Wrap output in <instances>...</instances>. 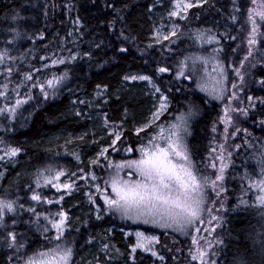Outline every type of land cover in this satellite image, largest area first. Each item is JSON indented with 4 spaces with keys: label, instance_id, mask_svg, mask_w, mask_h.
I'll return each mask as SVG.
<instances>
[{
    "label": "trees",
    "instance_id": "trees-1",
    "mask_svg": "<svg viewBox=\"0 0 264 264\" xmlns=\"http://www.w3.org/2000/svg\"><path fill=\"white\" fill-rule=\"evenodd\" d=\"M235 2L208 0L205 5L190 10L188 19L179 22L175 36L162 43H153V15L169 8L172 0H0V50L8 49L7 55L0 58V108L7 105L15 107L17 99L21 100L15 119H12L11 112H0V139L23 149L16 157L0 159V196L18 201L23 206L17 213L9 211L6 216L7 232L17 231L20 241H27L25 249L19 251V257L25 252L31 255V251L55 246V229L50 227L51 222L46 217H37L32 213L30 209L35 208L38 213L47 212L54 216L62 210L69 212L70 227L64 235L69 237L74 248L75 264H96L97 261L100 264H131L130 247L134 239L127 238L123 230L135 227L158 232L159 250L164 255V261L159 262L150 255L137 252L133 260L136 264H201L199 260L192 259L189 249H195L196 240H199L201 248H206L217 234L225 241L219 246V256L213 257L218 264H240L242 259L259 264L264 232L261 228L264 223L261 206L249 203L237 207V204L242 199L251 201L257 195V190L248 180L255 181L260 175L258 157L264 154V106L258 107L257 117L252 120L261 122V129L259 127L255 134L262 144H257L255 150L247 149L239 153L227 173L226 202L229 209L224 214L220 230L207 231L208 241L203 236L209 227L206 228L207 222L205 226L200 225L199 233L194 229L186 233L175 228L124 223L114 215L115 210L107 212V205L97 192L96 203H101L103 217L98 218L95 206L87 197L93 181L84 178L85 173L95 171L103 186L112 168L108 157L98 155L111 143L103 114H107L113 125L124 121L122 126H118L125 134L115 149H108L109 156L116 161L130 160L140 156L139 145L146 144V137L151 139L157 124L168 125V122L179 119L181 112L190 110L188 106L193 101L198 108L190 118L192 158L204 175L215 174L211 162L217 160L215 147L219 141L213 128L220 119L221 103L202 93L197 83L188 77L200 57H205L204 60L208 61L219 60L230 79L234 80L236 68H239L247 50V45L244 46L248 38L246 15L254 5L253 0H240L235 13L239 19L232 20V4ZM17 11L20 12V19L14 20L12 17ZM73 20L83 22L80 26L76 25L78 30L75 27V41L70 38ZM113 20L116 21L115 27ZM241 24L244 26L241 27ZM13 28H19L21 32L15 39ZM119 29L127 34V40L121 36ZM197 29L205 32L203 43L196 36ZM211 36H218L219 40H209L207 37ZM260 39L258 49L264 48V36ZM124 48L128 51H123ZM73 56V61L58 66L49 65L54 59ZM185 57L189 58L188 68L182 69ZM256 59L258 70L254 72L253 79L260 85L259 77L264 75V64L260 61L264 59V53L258 51ZM160 67H170L172 71L162 73ZM250 67L249 57L246 69L250 70ZM8 69L12 71L9 73ZM181 70L185 74L177 75ZM66 71L68 77L56 86L53 96L46 81L52 76H63ZM132 72L153 76L170 101L168 116H163L141 133L133 129L146 122L151 107L142 85L129 91L123 89L124 78ZM28 73H31L30 78ZM197 75L201 76L202 70ZM40 83H45V90L49 91L47 97L43 95L44 90L38 87ZM102 84L108 85L106 101H96L95 94ZM262 89L264 86L260 85L253 95L264 97ZM25 97L28 99L25 100ZM127 144L132 145V152L124 151ZM253 145L254 142L250 144L251 147ZM5 151L4 145L0 144V156ZM93 159L100 162L92 164ZM48 166L66 169L59 182H66L70 177L80 186L79 189L74 188L71 192L60 189L55 180L50 183L41 180L37 186V177L41 175L38 170ZM247 173H252L251 177ZM48 175L54 173L49 171ZM34 191L51 199L52 203L35 201L32 197ZM59 195L64 196L63 202L59 200ZM13 219L17 222L15 226L11 224ZM3 235L5 229L0 228V237ZM105 244L108 249L104 248ZM216 249L214 247L211 251ZM12 254V248L0 241V264H4ZM19 257H16L17 261ZM108 257L112 259L110 262Z\"/></svg>",
    "mask_w": 264,
    "mask_h": 264
},
{
    "label": "snow or ice",
    "instance_id": "snow-or-ice-1",
    "mask_svg": "<svg viewBox=\"0 0 264 264\" xmlns=\"http://www.w3.org/2000/svg\"><path fill=\"white\" fill-rule=\"evenodd\" d=\"M208 0H172L171 10L167 12L169 19L172 17L183 16L185 20L188 19V13L191 9L196 6L205 5ZM240 0H236L232 4L233 15L232 20H238L239 17L235 15L238 10ZM153 8L156 7L155 4L152 5ZM120 11V9H117ZM14 20L20 19V12L17 11L12 17ZM78 19V18H77ZM247 22L251 25V30L248 32L247 44L249 46V51L244 56V59L240 63V67L236 68L237 75L239 77V84L243 85L245 83V73L243 71L244 62L247 61L248 57L252 56L253 51H259L264 53V48L257 49L256 46L261 43V36H264V0H260L258 5H254L246 15ZM80 23H83L80 21ZM116 21H112L113 27H115ZM244 25L241 24V27ZM161 28L163 25L160 26ZM178 25H171V35H176ZM16 37L21 35L19 28H13ZM121 36L127 40L129 37L124 32L123 29H119ZM196 36L200 38L201 43L205 38V32L202 30H195ZM156 37L163 35L164 39H168L167 33H162L159 28L154 30L153 33ZM43 35V33H41ZM134 38V37H133ZM209 40H219L218 36L207 37ZM157 41H153L156 43ZM123 51H128L124 48ZM8 49L5 48L0 50V58L7 55ZM85 55H91V53H85ZM10 58V57H9ZM75 59V56L72 57ZM188 57H185V62L181 65L182 69L188 68ZM200 59H206L205 57H200ZM53 64L61 63L60 60H52ZM219 65L221 62L216 61ZM264 64V59L260 61ZM235 68L236 66L233 65ZM255 67V65H251ZM9 73L12 69H8ZM159 71L162 73L170 72L172 69L170 67H160ZM220 76L216 77L211 83L204 82L199 85L205 91H211V94L215 97L224 99L225 88L227 87L228 76L225 72L223 66L219 68ZM185 73L183 70L178 71L177 75L183 76ZM29 78L31 73L27 74ZM69 73L66 71L63 76H52L51 79L46 81L47 85L51 86V94L54 96L56 94L55 88L60 85L67 77ZM126 80H143L152 82V87L155 91H161L159 85L156 84L153 76L151 75H127ZM189 80L192 79L191 76L188 77ZM259 84L264 86V75H260ZM7 88V85H4ZM19 87V85H18ZM38 87L44 90L43 95L47 97L49 91L45 90V83H40ZM100 89H107V84L99 85ZM233 89L237 88L236 84L232 85ZM264 90V89H262ZM240 92H244V88H239ZM103 93L98 91L97 95H102ZM6 95V93H5ZM232 98H235V92H233ZM25 100L28 97L24 98ZM251 100H261L264 101V97H249ZM168 95L166 92L163 93V100H161L160 105L151 114V118L144 122L143 124L136 125L134 131L136 133H141L145 129L150 128L152 124L156 123V120L164 111L167 110V104L169 103ZM21 104V100L17 99L15 107L12 105H7L6 108H0V112H11L12 119L16 118V108ZM255 103L251 107H255ZM189 111L181 112L179 114V119L174 120L167 128L157 124V130L151 133V139L146 137V144H140V156L135 159L130 160H120L116 161L111 159L108 153L109 148L115 149L116 143L121 140L124 136V130L120 127H113V121L108 119L107 114H103V120L108 128L113 133V142L104 147L98 154L100 157H108L112 168L109 172L108 179L103 181V186L99 181L95 171L91 173H85V179H91L92 181H97L94 183L93 187L103 197V202L107 205V212L118 211L122 218L128 217L135 220H143L145 223L157 224L164 228H176L177 231H182L190 233L193 229L196 233L201 231V228L196 227L197 224H203L207 222L209 224L208 229L205 231L215 232L216 227L219 225L213 224L212 221H223L222 216L211 215V210L207 207L208 204H212L213 208L219 202V193H224L227 189L223 186V182L226 179V169L229 168V164L223 163L225 157L220 156L221 163L217 166L216 162H211L212 169H217L218 174L213 176L204 175L197 165V162L192 158V151L187 142V137L191 133L190 118L196 114L198 106L195 101L188 106ZM127 112V109L125 110ZM243 112L245 115L248 114V108H230L228 105L224 106V116L221 117L224 120L225 125H231L233 122V115L231 113ZM118 125H123L124 121L121 120L116 122ZM226 137L228 128L224 129ZM238 131V130H237ZM248 130L245 129V132ZM0 144L4 145L6 151L4 152L2 158L16 157L19 153L23 151L22 148L8 144L6 141L0 139ZM222 147V146H221ZM235 147L239 148L240 145L237 144ZM118 150V149H117ZM227 151L226 149H222ZM124 151L132 152L133 148L131 144H127ZM231 155V153H228ZM79 159V157H77ZM261 168L259 178L255 181L251 179L248 183L257 190V195L255 199L251 201L249 199H242L238 202L237 207L241 205H247L249 203L259 204L261 206V218L264 220V154H260L258 157ZM100 161L98 159H93L92 164H97ZM125 169H133L139 174V179L132 178V171L125 173ZM207 169H205L206 171ZM40 171L41 175L37 177V186L43 180L45 183H50L51 181H57V187L60 189H68L71 192L74 188L79 189V185H76L69 177L66 182L60 183V177L65 176L66 169L54 168L52 166L45 167ZM49 171L53 172L54 175H48ZM80 171H83L80 169ZM74 175V173H73ZM251 177L252 173H247ZM127 176V178H125ZM110 186V187H109ZM210 191H215L217 193V199L213 200L210 196ZM32 197L35 201H47L48 204L52 203L51 199L42 196L40 192H32ZM87 197L90 203L95 205L96 216L100 219L101 217V203H96L98 199L97 195L89 189ZM227 197H225L226 201ZM59 200L63 202L64 196L59 195ZM23 206L19 205L18 201H13L5 197L0 196V228L5 229V235L0 237V241L7 245V247L12 248L13 254L7 258L4 264H75L73 259L75 253L74 248L71 246L69 237L65 236V231L70 227L69 225V212L62 210L59 213L52 215L50 213H38L35 208H31L33 214L37 217L44 216L51 223L50 227L55 229L56 241H54V247L43 248L42 250L31 251V255L25 252V255L19 257V251L25 249L27 241L21 242L19 234L17 231L7 232L8 222L6 216L8 212L17 213L19 209ZM219 207L224 209L227 207L225 202H219ZM209 212L211 215V220L205 221L204 214ZM16 220L13 219L11 224L16 225ZM261 228L264 229V223L261 224ZM136 241L131 244L132 249V259L135 260V251L137 249H143L146 252H153L154 245L159 242L160 237L157 235H149L143 231H136L135 233ZM94 239V237H92ZM217 249L212 252L213 244L209 242L206 248L200 247L199 240H196V247L189 251L192 253L193 260H199L201 264H218L217 259H213L214 256L218 257L220 254V245L224 244V239L220 235L215 236ZM107 249L108 245H103ZM29 250L30 246H29ZM155 255L160 256L159 251L155 252ZM16 257H19L17 261ZM96 264H100L99 261ZM240 264H251V261L241 260ZM259 264H264V232H262V239L260 243V260Z\"/></svg>",
    "mask_w": 264,
    "mask_h": 264
},
{
    "label": "rangeland",
    "instance_id": "rangeland-1",
    "mask_svg": "<svg viewBox=\"0 0 264 264\" xmlns=\"http://www.w3.org/2000/svg\"><path fill=\"white\" fill-rule=\"evenodd\" d=\"M259 3H260V0H253L254 5H258ZM171 7H172V4L170 5L169 8L154 13L153 19L155 22V25H154L155 28L153 29V33H154V30L159 28L162 33H167L168 37L171 38L172 37V35H171V25L172 24L178 25L176 33L178 32L179 22L181 20H183L184 18H183V16H180V17H172L171 19H169V17L167 16V12L171 10ZM76 25L80 26V23L79 22L76 23L75 20H73V22H71L72 28L70 30V33H71L70 38L72 41H75V27L78 30V27ZM161 25H163L162 28L160 27ZM262 27H264V26H262ZM250 30H251V25L249 22H247V28H246L247 36L246 37H248V32ZM153 39H154V41H157V43H162V42L167 40V39H164L163 35L160 37H156L154 34H153ZM247 40H248V38H247ZM246 45H247V47H246L247 50L245 51L242 60L244 59V56L246 55V53L249 51V46L247 43H245L244 46H246ZM256 48L258 49L259 45H257ZM257 53H258V51H253L252 56H250V66L255 65V67H250L251 68L250 70L246 69L249 57H248L247 61L244 62V70L243 71L245 73V77H244L245 83L243 85L239 84V77H238L236 72H235V75L233 77L234 80H231L228 73L225 71L227 76H228V80L226 82L227 87L225 88V95H224L223 100H221L218 97L213 96L211 94V91H205L204 89L199 87V85L201 83H204V82L211 83L212 81H214V79L216 77L221 75V73L219 72V68L222 65L221 64L218 65L216 63V60L213 59L212 61H208V60L200 59L199 61H197L195 63L194 67L192 68V70L189 74L192 77L191 80H193L195 83H197V86L202 91V93L207 95L212 100H214L218 103H221L220 119H219V122L217 121L215 123L214 128H213V132L215 134L216 139L219 141L215 147V151L218 154L216 164H217V166H219V164L221 163V161H220L221 155H223L225 157L223 163L229 164V168L226 169V176H227V173L229 172V170L231 169V167L234 165L239 153L241 154V152H243V151L245 152L247 149L248 150H255L257 148V144H259V143L262 144V141L259 140L260 138L257 139L258 135L255 134V132H257L256 130L260 127L261 122L256 123V121H252V120H254V116L257 117L255 113H256L258 107L264 106V101L249 99V97L254 96L253 92L258 91L260 88V85H258L257 80L253 79L254 72L258 70V67L256 65L257 64V59H256ZM58 60H60L61 63H57V64L50 63L49 65L50 66L51 65H55V66L62 65L63 63L73 61V58L62 57V58H59ZM241 61H240V63H241ZM240 63H239V67H240ZM199 70H202L201 76L197 75ZM128 75H147V74L141 73V72H132ZM155 82H156V80H155ZM156 84L158 85L157 82H156ZM233 84L237 85L236 89L232 88ZM139 85L143 86L144 95H145V98H147V102L149 104V107H151V114H152L156 110V108L159 107L161 100H163V93L164 92L162 90L161 91H155L152 87V82H150V81H143V80L132 81V80H126L124 78L123 89L124 90L126 89L125 91H129L131 88L137 87ZM240 87L244 88V92L239 91ZM159 88H160V86H159ZM98 91L102 92L103 94L98 96L97 95ZM97 92L95 94L96 101H106L107 89L105 90V89L98 88ZM233 92H235V98L234 99L232 98ZM253 103H255V105H256L255 107H251V105ZM225 105H228L230 108H241V109L242 108H248V114L245 115L243 112H239V113L233 112V113H231L234 117L232 124L231 125H225L224 120L221 118L224 116V106ZM169 109H170V102L167 104V110L164 111L163 114L159 116V118L156 120V122H158L163 116H165V115L168 116ZM151 114L148 115L147 120H149L151 118ZM171 123L168 122V125H161V126L167 128ZM112 126L117 127V130H120L119 129L120 127L118 125H112ZM190 127L192 129L191 121H190ZM225 127L228 128L227 137H226V134L224 131ZM245 129H247L248 131L245 132ZM260 129H261V127H260ZM107 136H108V138L109 137L111 138V143H112L113 142V140H112L113 133L111 132L110 129H108ZM190 136H191V133L187 137L188 144H189ZM253 142H254V145H253V147H251L250 144H252ZM117 144H118V142L116 143V145ZM237 144L240 145L239 148L235 147ZM222 149H226L227 151H223ZM228 153H231V155H228ZM128 171H132V178L133 179H139V174L136 173L133 169H125V173H127ZM214 173L218 174V167H217V169H215ZM125 178H127V176H125ZM95 182H97V181H93L92 185H94ZM226 182H228L227 179H225V181L223 182V186L225 188H226ZM91 190L93 191L94 194H97V191L94 187H91ZM210 196H211V199H213V200L217 199V193L215 191H210ZM225 197H227V200H228L227 191L224 193H219V202H225L227 204V207L224 209H221L219 207V202L216 204L215 208H213L212 204H209V209L211 210V215L223 217L222 222L216 221V224L219 225L218 227H216V230H220V228H221L220 225L224 223V214L226 215L228 212V209H229V204L225 201ZM95 213H96V210H95ZM113 213L120 220H123L124 223H130V224H134V225H135V223H141L144 225H150L151 227H156V228H161V229L164 228V227H161L157 224L145 223L143 220H135V219H131L128 217L122 218L118 211H114ZM208 215L210 216L208 219V221H209V220H211V215L209 213H208ZM208 215L205 217V220L207 219ZM101 216H102V213H101ZM213 222H215V221L213 220L212 223ZM204 224L205 223L197 224L196 227H200V225L205 226ZM208 226H209V224L207 223L206 228ZM138 230L143 231L149 235L159 236L158 232H148L143 227H138V228L135 227L134 229H132V228L131 229H124L123 231H124V234L126 235V237L127 238L132 237L134 239V243H135V241H136L135 233ZM203 236H205L207 241L209 240V235H208L207 231H204ZM53 238L57 239L55 236V232L53 234ZM212 244H213V248L214 247L217 248V244H216L215 239L213 240ZM51 247H53V246H51ZM153 247H154L153 252H146L143 249H137L135 251V254L137 252H141L145 255L152 256L153 259H155L159 262H163L164 261V255L159 250V242L156 243ZM130 249H131V247H130ZM156 251H159L160 256L155 255ZM132 255H133V253H132V249H131V255H130V259L132 261L131 264H136L135 261H133V259H132ZM111 260L112 259L110 257H108V261L110 262ZM108 264H111V263H108ZM113 264H115V263H113Z\"/></svg>",
    "mask_w": 264,
    "mask_h": 264
}]
</instances>
